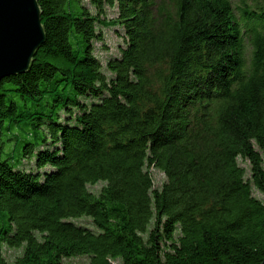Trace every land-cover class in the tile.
<instances>
[{
  "label": "trees",
  "instance_id": "16d2710c",
  "mask_svg": "<svg viewBox=\"0 0 264 264\" xmlns=\"http://www.w3.org/2000/svg\"><path fill=\"white\" fill-rule=\"evenodd\" d=\"M87 1L37 0L45 43L0 82V128L50 137L24 145L30 170L0 159V247L21 249L0 264H261L264 11L242 27L230 0Z\"/></svg>",
  "mask_w": 264,
  "mask_h": 264
},
{
  "label": "rangeland",
  "instance_id": "374dc122",
  "mask_svg": "<svg viewBox=\"0 0 264 264\" xmlns=\"http://www.w3.org/2000/svg\"><path fill=\"white\" fill-rule=\"evenodd\" d=\"M232 7L234 9V14L237 19L240 21L241 26L244 27V23L248 22L241 17V10L246 8L248 11L254 12L262 10L264 11V0H230ZM76 3H72V5ZM83 4L88 6V1L83 0ZM89 9L90 6H88ZM92 10V9H91ZM116 17V9H107L106 18L113 19ZM102 33L104 34V41L101 43L97 42L94 44V55L101 61L103 66L107 59L111 57L118 56V47L123 45L121 38V31L118 27L111 28H101ZM245 43V56L248 60L250 58V44L248 43L247 38L244 39ZM66 96L72 95L70 92H66ZM7 102H14L17 106L18 111H23L25 114H29L33 110H38L34 108L30 103L24 105L22 99L18 97L8 96ZM59 105V104H57ZM55 108L51 109L54 111ZM61 116H64V113H60ZM34 117V116H33ZM32 124H35L33 122ZM7 124H3L0 128V159L6 160L12 166L16 168H24L25 170H30L33 166L32 163L28 160L22 161L23 147L26 143L39 144L42 141H50L49 136H45L41 130L33 129L30 125H17L14 124L10 129H6ZM44 130V128H43ZM242 167L247 168V164L240 162ZM151 176L154 182V187L159 188L164 182V175L157 170H150ZM102 187V183L96 185L88 186L89 191L97 193ZM259 197V195L257 194ZM74 222L79 225H83L91 228V223L87 218L75 219ZM7 228L8 221L4 217L3 213H0V228ZM1 256L9 263L14 261L21 253V249L9 248L5 245L0 247ZM64 264H88L86 257H77L73 259H67L64 261Z\"/></svg>",
  "mask_w": 264,
  "mask_h": 264
},
{
  "label": "water",
  "instance_id": "95a60500",
  "mask_svg": "<svg viewBox=\"0 0 264 264\" xmlns=\"http://www.w3.org/2000/svg\"><path fill=\"white\" fill-rule=\"evenodd\" d=\"M40 17L37 0H0V82L28 72L45 43Z\"/></svg>",
  "mask_w": 264,
  "mask_h": 264
}]
</instances>
